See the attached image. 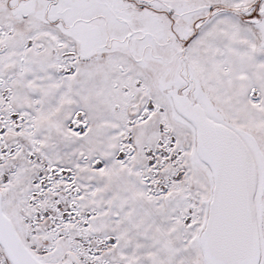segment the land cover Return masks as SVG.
I'll return each instance as SVG.
<instances>
[{
	"label": "snow or ice",
	"instance_id": "obj_1",
	"mask_svg": "<svg viewBox=\"0 0 264 264\" xmlns=\"http://www.w3.org/2000/svg\"><path fill=\"white\" fill-rule=\"evenodd\" d=\"M0 264H264V0H0Z\"/></svg>",
	"mask_w": 264,
	"mask_h": 264
}]
</instances>
